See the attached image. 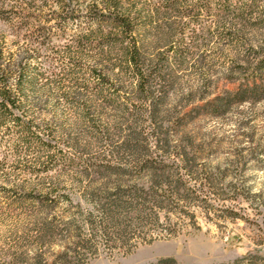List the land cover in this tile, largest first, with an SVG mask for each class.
I'll list each match as a JSON object with an SVG mask.
<instances>
[{
  "label": "trees",
  "instance_id": "16d2710c",
  "mask_svg": "<svg viewBox=\"0 0 264 264\" xmlns=\"http://www.w3.org/2000/svg\"><path fill=\"white\" fill-rule=\"evenodd\" d=\"M53 1L0 0V57L8 37L27 52L0 74V147L75 178L32 201L5 264H88L199 230L197 213L244 219L242 163L202 160L186 129L264 102V0ZM40 92L71 125L35 119Z\"/></svg>",
  "mask_w": 264,
  "mask_h": 264
},
{
  "label": "rangeland",
  "instance_id": "374dc122",
  "mask_svg": "<svg viewBox=\"0 0 264 264\" xmlns=\"http://www.w3.org/2000/svg\"><path fill=\"white\" fill-rule=\"evenodd\" d=\"M48 1L42 15L59 9L53 0ZM79 24L71 25L69 33L78 30ZM0 32L4 37L1 22ZM5 44V57L4 42L0 57L3 76L7 65H13L27 53L26 44L12 37ZM218 85L219 91L235 87L225 81ZM38 95L41 102L34 112L38 122L71 125L75 119L71 106L56 94L48 99L46 93ZM186 132L202 160L217 164L239 159L242 163L245 185L250 188L249 201L241 205L244 219L208 221L197 213L199 230L189 229L187 234L176 238H158L151 244L140 245L127 256L102 255L88 264H149L167 257L174 258L177 264H235L237 260H242L239 264H249L248 258L252 256L262 258L255 264L264 262V102L236 107L223 118L200 117L189 124ZM4 155L6 159L0 166V264H5L6 250L26 226L32 201L51 187L70 188L75 178L72 171L62 168L45 172L38 159L25 158L24 152L19 154L3 142L0 159ZM62 191L73 193L71 189Z\"/></svg>",
  "mask_w": 264,
  "mask_h": 264
}]
</instances>
